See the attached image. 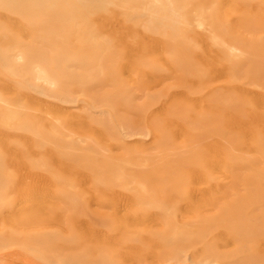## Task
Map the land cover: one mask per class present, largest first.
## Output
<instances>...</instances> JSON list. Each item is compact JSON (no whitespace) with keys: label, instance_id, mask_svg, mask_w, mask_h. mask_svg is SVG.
Segmentation results:
<instances>
[{"label":"rangeland","instance_id":"obj_1","mask_svg":"<svg viewBox=\"0 0 264 264\" xmlns=\"http://www.w3.org/2000/svg\"><path fill=\"white\" fill-rule=\"evenodd\" d=\"M25 1L0 0V264H264V0Z\"/></svg>","mask_w":264,"mask_h":264},{"label":"bare ground","instance_id":"obj_2","mask_svg":"<svg viewBox=\"0 0 264 264\" xmlns=\"http://www.w3.org/2000/svg\"><path fill=\"white\" fill-rule=\"evenodd\" d=\"M5 1H9V0H5ZM88 1H90V0H88ZM93 1H95V0H93ZM106 1H110V0H106ZM226 1V0H225ZM22 2H26L25 0H22ZM83 3V2H82ZM155 13L153 14V20L151 21V22H153L155 25H157V27L155 28L154 27V25L153 24H150L148 27H146V29L147 30H150V31H152V32H157L156 30H159V31H161L160 33L161 34H163V35H166L165 36V43H166V45L169 47V48H171V49H180V48H182L183 46H184V44H182L183 43V41H181L179 38H177L175 35H178V33H179V31H180V29L182 28V26H183V24L182 23H180V22H178L179 20H178V18L176 17V16H174V14L172 13V11L169 9V7H167L164 3H162V5H160L159 7H158V9H157V11H154ZM2 17H4V16H2ZM13 17V16H12ZM256 17V16H255ZM254 17V18H255ZM7 18V17H6ZM13 19V18H12ZM250 19V18H249ZM256 19V18H255ZM259 19V18H258ZM257 19V20H258ZM20 20V19H19ZM18 20V21H19ZM261 20V19H260ZM264 20V18L262 19V21ZM253 21V20H252ZM255 21V20H254ZM22 22V21H21ZM257 23V22H256ZM260 24V23H259ZM264 24V23H263ZM251 25V24H250ZM262 25V24H261ZM160 26L161 27H165V28H160ZM167 31H166V30ZM158 31V32H159ZM170 31V32H169ZM182 42V43H181ZM209 53V52H208ZM34 55V52H32V51H30L28 54H27V59H28V62L30 63V61L29 60H31L30 58L32 57ZM179 80V79H178ZM183 91V90H182ZM181 91V92H182ZM180 93V92H179ZM223 95V94H222ZM219 97V96H218ZM191 98V97H190ZM199 100V99H198ZM216 101V100H215ZM198 102V101H197ZM196 102V103H197ZM236 106L238 105V104H235ZM166 107V106H165ZM231 107V106H230ZM222 108V107H221ZM235 108V107H234ZM224 111H225V113H227L228 111H231V109H228V108H225L224 109ZM139 112V111H138ZM220 115H221V113H220ZM180 116H182V115H180ZM184 117H185V115H184ZM224 118H225V116H224ZM224 118H221L219 121H218V123L219 122H221V124L223 125V122H225V120H226V118H225V120H224ZM185 119V118H184ZM183 119V120H184ZM202 121V120H201ZM205 122V121H204ZM208 122H209V120H208ZM157 122H155L154 123V125L156 124ZM210 123V122H209ZM227 123V122H226ZM158 124H160L159 123V120H158ZM158 124H156V125H158ZM181 124V123H180ZM183 125V124H182ZM206 125V124H205ZM211 125H213V122L211 121ZM163 126V125H162ZM210 126V125H209ZM217 126H218V124H217ZM221 126V125H220ZM155 127H157V126H155ZM159 127V130H161L160 129V127H161V125L160 126H158ZM157 127V128H158ZM219 127V126H218ZM156 128V129H157ZM185 128V127H184ZM224 128V127H223ZM210 129V128H209ZM222 129V128H221ZM164 130V129H163ZM225 130V129H224ZM158 131V130H157ZM210 131L212 132V133H214V134H209V135H213V140H214V138L216 137V139L218 138V140L219 141H217L216 140V142H213V140H212V142H213V144H208V142L209 141H206V149H204L203 148V150H199V148H198V150H197V148H195V149H192L191 150V152H190V154L191 155H194V156H196V157H204L205 159H207V161L209 160V156H210V150L211 149H213V148H217V147H220V149H227L228 150V148L226 147V145H225V143L224 144H222V142L220 141V139L222 140L223 139V141H224V139H226L227 138V133H225L224 131L223 132H221V133H219V135L217 136V134H216V132L214 131V129H210ZM226 131V130H225ZM162 132V131H161ZM179 132V131H178ZM168 133V132H167ZM180 133V132H179ZM208 133H210L209 131H207V130H205V131H203L202 132V134L200 135V136H198V137H201V138H205L206 137V135L208 134ZM164 134H165V132H164ZM164 134L162 135V137L164 136ZM214 135H215V137H214ZM168 136V135H167ZM169 138V137H168ZM211 138V137H210ZM210 138H208V139H210ZM160 140H161V138H160ZM207 140V139H206ZM211 140V139H210ZM204 141V143H205V140H203ZM165 142V141H164ZM202 142V141H201ZM221 142V143H220ZM171 146V145H170ZM169 146V147H170ZM166 147V146H165ZM226 151V150H225ZM62 156L65 158V161H68L69 160V155L67 154V153H65V152H63V154H62ZM185 159V158H184ZM191 159V158H190ZM225 159V158H224ZM177 161L176 162H173V161H175V160H173L172 162L170 161V163H166L167 165H166V167H167V169H170V170H175L176 168H180V167H182L184 164H185V161L183 160V159H180V160H178V159H176ZM223 161V160H222ZM221 162V161H220ZM172 163V164H171ZM218 166V165H217ZM217 168V167H216ZM199 171V170H198ZM178 172V171H177ZM202 172V171H201ZM175 173V172H174ZM176 175V174H175ZM202 175H203V172H202ZM196 176H198V175H196ZM201 177V176H200ZM253 178V177H252ZM201 179V178H200ZM179 181H181L180 179H179ZM178 181V182H179ZM198 181V180H197ZM203 181H204V179H203ZM207 181V180H206ZM180 183V182H179ZM184 184H185V182H184ZM184 186V185H183ZM194 188H196V186L194 187ZM210 188V187H209ZM198 189V188H197ZM217 189V188H216ZM193 190V189H192ZM208 190V189H207ZM199 192V191H198ZM209 193V192H208ZM260 235V234H259ZM262 245V244H261Z\"/></svg>","mask_w":264,"mask_h":264}]
</instances>
